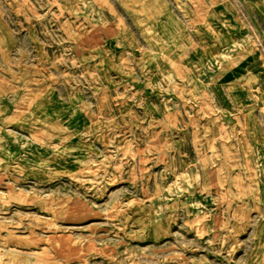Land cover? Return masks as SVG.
<instances>
[{"label": "rangeland", "instance_id": "obj_1", "mask_svg": "<svg viewBox=\"0 0 264 264\" xmlns=\"http://www.w3.org/2000/svg\"><path fill=\"white\" fill-rule=\"evenodd\" d=\"M0 264H264V0H0Z\"/></svg>", "mask_w": 264, "mask_h": 264}]
</instances>
